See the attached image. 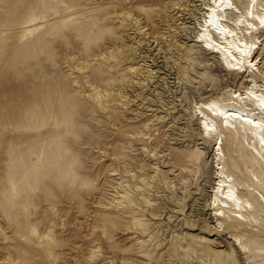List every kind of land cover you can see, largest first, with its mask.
I'll use <instances>...</instances> for the list:
<instances>
[{
  "label": "bare ground",
  "instance_id": "1",
  "mask_svg": "<svg viewBox=\"0 0 264 264\" xmlns=\"http://www.w3.org/2000/svg\"><path fill=\"white\" fill-rule=\"evenodd\" d=\"M232 4L235 10L230 9ZM94 8L96 16L116 17V21L108 26L112 31L106 34L110 44L108 51L102 45L107 44L106 41L93 49L94 55L105 58L110 65L107 70L104 69L106 63L96 62L99 75H94L96 86L90 93L99 108L110 110V122L114 125L112 139H120L123 144L115 148L114 156L119 158L120 165L114 163L111 169V176L117 177L109 196L113 216L108 219L110 228L103 230L115 238L110 245L114 261L135 250L137 254L142 253L139 260L143 264H220L217 254L203 249L206 235L183 226H197L191 218L198 215L197 222L206 228L211 225L210 231H230L222 241L224 245L221 247L225 248L220 258L222 264H242L244 258L248 260L245 264H264V180L259 176L264 174V69H261L259 61V52L264 47V40H261L264 36V0H97ZM66 18L69 19L70 15ZM43 19L29 17L23 25V36L33 35L42 28ZM118 28H127L129 35H119ZM198 53L214 56L226 72L243 80L240 87L235 84L234 87L214 91L192 106V121H196L202 139L210 141L211 170L201 159L202 152L192 148L190 143L194 142L193 139L183 140L181 133L186 130L181 126L179 114L162 113L156 123L143 121L140 126L128 121L126 134H121V122L125 120L119 109L124 108L129 113L136 99L143 102L146 109L158 104L163 109L168 106L164 99L167 91L171 94L167 77L161 82L159 80V90L151 91V87L158 80L160 71L167 69L175 59L186 63V68L178 69L177 79L189 80L191 75L201 73L199 78L202 81L213 84L210 64L198 61L195 56ZM150 58L153 61L164 58V64L155 70L148 63ZM104 79L110 81L111 89L102 86ZM125 79L128 82L122 84ZM131 83L140 90L142 99L139 96L134 98L127 90L132 88ZM61 87L65 90L60 96L52 90L49 98L53 106L61 103V108L54 109L57 121L63 124L68 121V113L64 110L73 106L75 101L65 94L67 84L63 83ZM19 95L22 98L29 96V89L23 87ZM168 123L172 124L169 140L174 145L169 154L163 160L152 159L155 162L151 161V168L132 162L136 158L133 151L135 143L149 135L155 138L153 147L156 148L157 135ZM234 144L237 157L234 158L235 170L231 171L226 169L225 157L227 148L232 150ZM161 152L155 149L153 156ZM163 162H168L170 170H180L179 177L163 171ZM198 171L202 173L200 177L209 174L212 184L204 200L208 206V211L203 210L204 216L196 214L198 197L190 196L189 192ZM237 171L241 173L235 177L233 173ZM180 181L184 185L179 186ZM95 190L88 192L98 194ZM80 192L85 193L83 190ZM183 197L185 200L181 202ZM79 206H85L82 199ZM183 211L185 217L179 224L180 221L175 220ZM165 214L177 217L170 223ZM55 225H51L53 229L57 228ZM25 227H20V232H25ZM30 231L35 233L37 229L31 226ZM53 231L38 234L40 246L37 245V249L51 251L55 248V241L50 238ZM123 233L129 235L124 240L120 238ZM134 234H137V240L122 250V241L130 243ZM171 234V245L162 253L163 242ZM23 236L27 238V234Z\"/></svg>",
  "mask_w": 264,
  "mask_h": 264
},
{
  "label": "rangeland",
  "instance_id": "2",
  "mask_svg": "<svg viewBox=\"0 0 264 264\" xmlns=\"http://www.w3.org/2000/svg\"><path fill=\"white\" fill-rule=\"evenodd\" d=\"M96 2L0 0V264H143L139 260L142 253L137 254L134 249L129 251L130 255L120 256L114 261L110 245L115 242V238L103 231L110 228L108 219L113 216L109 196L117 177L111 176V169L114 163L120 165L119 158L114 156L115 148L123 144L120 139H112L114 125L110 122V110H102L90 97L96 86L94 75H99L95 68L96 62L106 63L104 69L107 70L110 65L105 58L94 55L93 49L96 50L99 43L106 41L107 44L102 45L108 51L110 44L106 34L112 31L108 26L116 21L115 15L102 18L96 16ZM69 15L71 20L66 18ZM33 16L44 18L41 24L43 27L33 35L24 37V22ZM117 30L119 35H129L127 28ZM261 40H264V36ZM87 45L90 48L87 49ZM263 49L259 52L261 69H264ZM195 56L198 61L210 64L213 84L208 85L202 81L199 78L201 73L191 75L189 80L177 79L178 69L186 68V63L175 59L166 71H160L158 82L153 84V87L155 84L157 86L151 87V91L159 90V83L167 77L171 94L167 91L168 97L164 99L168 106L163 109L158 104L146 109L143 102L136 99L129 113L124 108L119 109L125 120L121 122V134H126L128 121L134 122V126H140L143 121L146 124L156 123L162 113L179 114L182 117L180 124L188 132L181 133L183 140L193 139L194 142L190 143L192 148L202 152L201 159L205 160V166L211 170L210 141L202 139L196 121H192V106L195 101L214 91L231 88L235 84L240 87L243 80L235 79L226 72L214 56L203 53ZM150 59L148 63L154 69L164 64V58L156 61ZM171 66L173 70L170 71ZM107 75L108 71L105 72ZM125 82L128 79L122 84ZM63 83L67 84L65 94L75 103L68 110L63 109L68 113V121L60 124L54 108H61V103L53 106L49 95L52 90H56L60 96L61 91L65 90V87H61ZM101 84L108 89L112 87L107 79ZM131 85L132 88L127 90L134 98L139 96L142 99L140 90ZM23 87L28 88L30 94L24 98L19 95ZM164 131H167L166 135ZM171 132L172 124L161 129L157 135L156 148L153 147L155 138L149 135L137 141L133 147L136 158L132 162L151 168V161L155 162L152 159L163 160L174 146L169 140ZM235 148L234 144L232 150H226L225 165L231 171L235 170ZM155 149L162 151L156 157L153 156ZM167 163L163 162V171L178 178L181 171L170 170ZM238 173L241 172L233 174L238 177ZM200 174V171L196 174L199 180L192 179L193 189L189 192L190 196L198 197L196 214L204 216L203 210L208 211L204 200L212 184L209 174L205 177H200ZM259 176L264 180V174L260 173ZM180 185H184L183 181H180ZM90 189H96L98 194L88 192ZM82 190L85 193H81ZM80 199L84 202L83 208L79 206ZM184 200L185 197L181 202ZM181 202L178 205L181 206ZM181 213L177 219V216L165 214V219L169 218L170 223L176 219L181 224L185 211ZM197 219L198 215L191 218L197 225L194 228L188 224L183 226L196 232L202 231L206 235L203 249L217 254L222 264L220 258L225 249L221 247L224 245L222 241L230 231L212 232L211 225L206 228ZM53 223L57 228H52ZM25 225V232H20V227L23 229ZM31 226L37 229L36 234L31 233ZM46 230H55L50 237L55 241V248L51 251L36 248L40 246L38 234H47ZM24 234H27L25 239ZM128 236L126 233L120 234L123 240ZM136 237L137 234L132 235L130 243L122 241L121 249L131 247ZM172 237V234L169 235L163 242L165 247L162 253L169 249ZM249 245L252 246V242ZM246 261V258L242 259V264Z\"/></svg>",
  "mask_w": 264,
  "mask_h": 264
}]
</instances>
